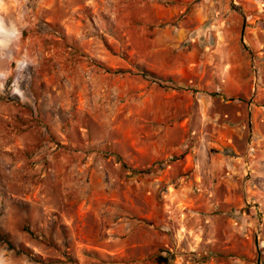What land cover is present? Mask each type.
I'll list each match as a JSON object with an SVG mask.
<instances>
[{
	"label": "rangeland",
	"instance_id": "374dc122",
	"mask_svg": "<svg viewBox=\"0 0 264 264\" xmlns=\"http://www.w3.org/2000/svg\"><path fill=\"white\" fill-rule=\"evenodd\" d=\"M0 264H264V0H0Z\"/></svg>",
	"mask_w": 264,
	"mask_h": 264
},
{
	"label": "crops",
	"instance_id": "0c3cea01",
	"mask_svg": "<svg viewBox=\"0 0 264 264\" xmlns=\"http://www.w3.org/2000/svg\"><path fill=\"white\" fill-rule=\"evenodd\" d=\"M172 10L170 11L171 16L173 15ZM174 12V10H173ZM167 16H169V14L166 12V10L164 11V13L158 14V18H162V20H167ZM141 20H142V25L144 27H146L147 29H149L156 21H154V18L150 16V14H145L143 17L141 16ZM193 24V23H192ZM191 21L186 19H178L176 21L170 22L168 25L171 26V28H168V25L164 26V32L165 35H167L166 37L168 38L167 42L173 41L176 38H179L180 36L182 38L188 36L190 33H192L195 29L197 30V26H192ZM148 74V76H150V73L146 72ZM171 83V82H169Z\"/></svg>",
	"mask_w": 264,
	"mask_h": 264
},
{
	"label": "water",
	"instance_id": "95a60500",
	"mask_svg": "<svg viewBox=\"0 0 264 264\" xmlns=\"http://www.w3.org/2000/svg\"><path fill=\"white\" fill-rule=\"evenodd\" d=\"M235 8H236L237 11H239V13L242 16L240 40L243 41L244 40V28H245V25H246V15H245V13L243 12V10H242V8L240 6H236ZM249 51L251 53V56H253L252 51L250 49H249ZM255 245H256V248L258 249V235H255Z\"/></svg>",
	"mask_w": 264,
	"mask_h": 264
}]
</instances>
